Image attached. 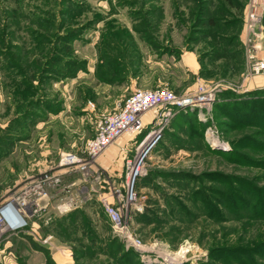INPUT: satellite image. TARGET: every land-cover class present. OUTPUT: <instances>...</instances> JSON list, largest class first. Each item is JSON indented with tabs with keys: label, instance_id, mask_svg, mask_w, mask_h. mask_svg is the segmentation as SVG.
<instances>
[{
	"label": "rangeland",
	"instance_id": "374dc122",
	"mask_svg": "<svg viewBox=\"0 0 264 264\" xmlns=\"http://www.w3.org/2000/svg\"><path fill=\"white\" fill-rule=\"evenodd\" d=\"M248 1L0 0V207L15 199L27 213L18 232L0 226V264H264V210H242L247 189L264 203V87L250 84L264 72L246 68ZM212 21L236 28L240 62L221 57ZM199 84L213 94L209 110L124 136L120 161L94 169L97 158L87 182L60 174L59 153L82 151L96 117L133 90L192 95ZM154 128L133 207L126 160Z\"/></svg>",
	"mask_w": 264,
	"mask_h": 264
},
{
	"label": "built area",
	"instance_id": "2783aa9c",
	"mask_svg": "<svg viewBox=\"0 0 264 264\" xmlns=\"http://www.w3.org/2000/svg\"><path fill=\"white\" fill-rule=\"evenodd\" d=\"M264 0H249L244 15V39L243 49L245 63L248 72L251 75H257L264 72ZM214 102L213 94L206 90L202 85H198L197 91L192 95H178L166 87H155L152 89L137 88L126 96L115 108L109 112L99 114L95 119L94 134L85 141L82 151L72 152L63 151L59 153L57 166L62 170V174L77 173L82 177V181L91 180L92 162L95 161L106 149L114 144L120 138L131 135H140L144 128L143 117L149 112H155L152 117L153 126H159L173 117L176 113L186 112L195 108H203L209 110ZM89 108H94L93 103H88ZM151 120V121H152ZM161 129H153L149 131L140 140L137 146L136 156L126 160L127 182L125 201L127 204L135 207L136 195L133 192V185L137 172L141 171V165L148 153L153 149L161 137ZM150 138L149 141H147ZM155 140V144L148 150L143 158H139L144 149ZM147 141V145L141 148ZM140 175V174H139ZM73 186V185H72ZM38 196H46V192L42 190V184L37 183L34 186ZM118 194V192L116 191ZM119 196V194H118ZM16 203V216L21 224L17 227L20 231L27 226V213L24 210L25 204ZM73 204V206H72ZM67 204V207H76L78 203ZM64 206L60 205L59 209ZM103 213L115 233L122 232V225L119 213L109 203L102 202ZM69 209V208H68ZM11 214V213H10ZM13 216V214H12ZM14 218V219H15ZM6 226L0 219V226Z\"/></svg>",
	"mask_w": 264,
	"mask_h": 264
},
{
	"label": "trees",
	"instance_id": "16d2710c",
	"mask_svg": "<svg viewBox=\"0 0 264 264\" xmlns=\"http://www.w3.org/2000/svg\"><path fill=\"white\" fill-rule=\"evenodd\" d=\"M226 3L230 6L234 5L233 0H225ZM214 24V27L221 31L223 34L222 36L219 35V43L223 47V51L221 52V57L231 59L233 62L237 61L240 62V54L241 52L239 51L240 45L238 43V37L234 33L236 30L235 27H227L226 25H216L215 22L212 21ZM229 50H232L230 53H228ZM238 104V103H237ZM246 104V103H245ZM144 134V133H143ZM142 137V136H141ZM248 193L246 195L247 199L245 202H243L242 210L243 211H248L250 214V217L256 216V214L262 213L264 210V203L260 201L261 198H259L256 193L252 189H247ZM113 243H116V240H112L109 243H106V246L110 247L113 245ZM120 248V246H117V249ZM126 253V252H125ZM124 253V254H125ZM123 257H120V260H122Z\"/></svg>",
	"mask_w": 264,
	"mask_h": 264
},
{
	"label": "crops",
	"instance_id": "0c3cea01",
	"mask_svg": "<svg viewBox=\"0 0 264 264\" xmlns=\"http://www.w3.org/2000/svg\"><path fill=\"white\" fill-rule=\"evenodd\" d=\"M250 84L251 86H253L252 88L264 87V79L252 80ZM151 120H152V117L150 115H145L143 117L144 125L147 126L148 124H150ZM129 140H132V138L123 137L122 139H119L117 141L114 147H111L107 151H104L101 157L100 156L98 157L97 164L94 165V169L97 168V165L99 168L110 167L112 166V164L115 163V161H120V156L116 157V155H118L120 151L128 147L127 144ZM121 162H122V159H121ZM88 183H91V182H88ZM70 184L75 185L76 182L72 181Z\"/></svg>",
	"mask_w": 264,
	"mask_h": 264
},
{
	"label": "bare ground",
	"instance_id": "6f19581e",
	"mask_svg": "<svg viewBox=\"0 0 264 264\" xmlns=\"http://www.w3.org/2000/svg\"><path fill=\"white\" fill-rule=\"evenodd\" d=\"M16 213V203L12 199L7 201L4 205H2V207H0V219L4 222L5 225L8 226L9 230H17V227L19 226V224H21V221L17 217L15 218Z\"/></svg>",
	"mask_w": 264,
	"mask_h": 264
},
{
	"label": "water",
	"instance_id": "95a60500",
	"mask_svg": "<svg viewBox=\"0 0 264 264\" xmlns=\"http://www.w3.org/2000/svg\"><path fill=\"white\" fill-rule=\"evenodd\" d=\"M155 144V140L152 141L143 151L142 155L140 156V159L144 157V155L148 152V150Z\"/></svg>",
	"mask_w": 264,
	"mask_h": 264
}]
</instances>
